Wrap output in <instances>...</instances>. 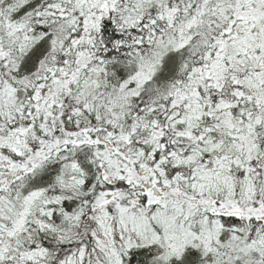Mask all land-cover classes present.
I'll return each mask as SVG.
<instances>
[{
  "label": "snow or ice",
  "instance_id": "6c2138e0",
  "mask_svg": "<svg viewBox=\"0 0 264 264\" xmlns=\"http://www.w3.org/2000/svg\"><path fill=\"white\" fill-rule=\"evenodd\" d=\"M0 264H264V0H0Z\"/></svg>",
  "mask_w": 264,
  "mask_h": 264
}]
</instances>
